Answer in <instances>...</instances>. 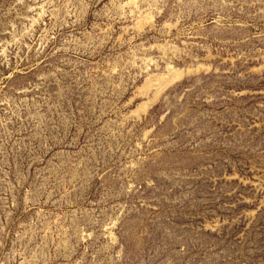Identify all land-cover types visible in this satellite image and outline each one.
Masks as SVG:
<instances>
[{"label": "rangeland", "instance_id": "rangeland-1", "mask_svg": "<svg viewBox=\"0 0 264 264\" xmlns=\"http://www.w3.org/2000/svg\"><path fill=\"white\" fill-rule=\"evenodd\" d=\"M0 264H264V0H0Z\"/></svg>", "mask_w": 264, "mask_h": 264}]
</instances>
